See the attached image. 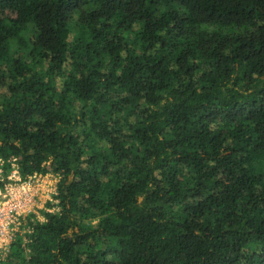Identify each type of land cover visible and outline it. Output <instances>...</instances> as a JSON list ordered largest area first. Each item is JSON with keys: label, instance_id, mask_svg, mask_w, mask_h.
Returning a JSON list of instances; mask_svg holds the SVG:
<instances>
[{"label": "trees", "instance_id": "obj_1", "mask_svg": "<svg viewBox=\"0 0 264 264\" xmlns=\"http://www.w3.org/2000/svg\"><path fill=\"white\" fill-rule=\"evenodd\" d=\"M51 158L0 264H264V0H0V160Z\"/></svg>", "mask_w": 264, "mask_h": 264}, {"label": "built area", "instance_id": "obj_2", "mask_svg": "<svg viewBox=\"0 0 264 264\" xmlns=\"http://www.w3.org/2000/svg\"><path fill=\"white\" fill-rule=\"evenodd\" d=\"M0 164H3L2 160H0ZM1 173H3L2 168L0 170V181L5 178ZM15 173L19 175L17 168ZM9 177L7 179L11 180ZM36 181L37 178L34 175L27 180H22L19 175V179L13 183L5 184L4 188H0V251L5 253V256L9 252L20 228L22 229V226L27 224L26 214L31 211L35 199L44 197L42 196L43 193L40 196ZM51 194L52 198H45L44 201L49 199L54 203L53 196L57 194V188H54Z\"/></svg>", "mask_w": 264, "mask_h": 264}, {"label": "rangeland", "instance_id": "obj_3", "mask_svg": "<svg viewBox=\"0 0 264 264\" xmlns=\"http://www.w3.org/2000/svg\"><path fill=\"white\" fill-rule=\"evenodd\" d=\"M52 161V158L44 163L42 165V167L38 170V172L34 175L36 178H37V181H36V185H37V188H39L40 190V196H41V193H43L42 198H39L37 197L35 199V204L33 203L32 205V208H31V211L29 213L26 214V218L27 220H29V218H32L31 216L35 215V217H33L31 220H36V219H39V220H44L41 212L44 210V211H58L57 208H54V207H51L50 208V205L53 206V203L51 201H49V199H47V201H44L45 198H52V190L54 188H57V183L59 182V178L53 174H42L41 171L42 169L44 168V166L46 164H50V162ZM1 168L3 169V174L4 177L7 179V177H9V179L11 180H8L7 179V182L6 184H9V183H13L15 180L19 179V175L17 173H15L16 171V167L15 165H13L11 171H9L10 173L8 174L5 170V165L4 163L3 164H0V170ZM5 178H3V181L5 180ZM2 181V180H1ZM46 202V203H45ZM27 231H29V229H21L19 230V233L24 235ZM1 252V251H0ZM1 257L2 258H5V253L1 252L0 253Z\"/></svg>", "mask_w": 264, "mask_h": 264}]
</instances>
